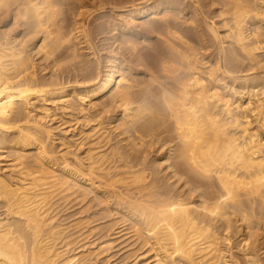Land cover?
I'll return each mask as SVG.
<instances>
[{
  "label": "bare ground",
  "instance_id": "obj_1",
  "mask_svg": "<svg viewBox=\"0 0 264 264\" xmlns=\"http://www.w3.org/2000/svg\"><path fill=\"white\" fill-rule=\"evenodd\" d=\"M0 164V264H90L119 214L131 264H264V0H0Z\"/></svg>",
  "mask_w": 264,
  "mask_h": 264
},
{
  "label": "rangeland",
  "instance_id": "obj_2",
  "mask_svg": "<svg viewBox=\"0 0 264 264\" xmlns=\"http://www.w3.org/2000/svg\"><path fill=\"white\" fill-rule=\"evenodd\" d=\"M67 22H65L67 25L69 24V21L68 20H70V19H65ZM71 21V20H70ZM25 30H26V28H25ZM107 37H110V36H107ZM29 40H28V42L26 41V46H31L32 44H33V42L35 41V40H32V38H30V37H27ZM83 52H86L85 50H82V53ZM40 55H38V57H39ZM37 56H36V58H37V63H40V62H42L41 63V65H39L38 66V69L39 68H43V66H44V64H45V66H44V70L43 69H39V76L40 75H43V77H40V79H43V80H45L47 77H50V75L52 74V76L53 77H56V75H58V74H56V72L58 71V69L56 70V69H52V66L50 65V62L48 63V62H45L44 60L42 61V59H40V58H38ZM85 57H86V55L85 56H82L81 58L82 59H84V61L82 60V59H80V61L79 60H77V62H85ZM40 61V62H39ZM46 63H48L49 64V66L51 67H49ZM64 63H66V62H64ZM62 65H64V64H62ZM67 66H65L64 65V68H63V66H62V72H60L59 71V75L62 73V74H64V77H65V79L66 80H70V81H72L73 83L74 82H76V76L75 75H71V74H74V71L73 72H70L69 74L67 73V72H65V71H63L64 69L66 70V68L67 67H69V65H70V63H67L66 64ZM42 66V67H41ZM47 66V67H46ZM46 68V69H45ZM47 68H49L50 69V74H48L49 73V69L47 70ZM52 70V71H51ZM54 70H55V72H54ZM52 72V73H51ZM58 73V72H57ZM54 74V75H53ZM56 74V75H55ZM61 74V76H63ZM44 75H47V77L45 76L44 77ZM70 77H69V76ZM51 76V77H52ZM51 77L49 78V79H51ZM53 77H52V79H53ZM72 77V78H71ZM73 77H75V78H73ZM45 78V79H44ZM51 79V80H52ZM56 79V78H55ZM47 80H48V78H47ZM72 83V84H73ZM59 105H60V103H59ZM59 105L57 106V108L56 107H53V105H52V107H53V111L55 112H52V114H53V117L51 118V119H54V117H55V121L53 120V122H51L50 124H51V126H53V127H58V126H60L63 122H67L68 120V126L67 127H69V129L70 130H72V131H74L75 130V132H74V134H76V133H78L80 130H82V128L83 129H89V128H91L94 124H96V123H93L92 125L91 124H89V125H87V122L85 121V118L83 117L82 118V116L83 115H81V114H79L78 112H79V110H77V108H78V105H76L75 107H74V111L75 112H73L72 110L71 111H67V113L66 112H64L65 113V116H64V113L62 112L63 110H62V105H60L61 107H59ZM60 109H59V108ZM89 107V109H90V106H88ZM56 109V110H55ZM59 109V110H58ZM59 112H58V111ZM77 110V111H76ZM57 111V112H56ZM90 111V110H89ZM61 112V113H60ZM71 112H72V114H71ZM94 112V113H93ZM57 113V115H55ZM76 113V114H75ZM90 115L89 116H94L95 115V111H93V110H91L90 112ZM61 114V115H60ZM94 114V115H93ZM109 114V115H108ZM63 115V116H62ZM75 115V116H74ZM79 115H81V116H79ZM113 116H114V114L113 113H105L104 114V119H102L103 120V122H104V125L107 127V128H109L111 125H110V123L112 122V118H113ZM81 117V118H80ZM65 118V119H64ZM76 118V119H75ZM78 118V119H77ZM81 119H83V120H81ZM50 120V119H49ZM61 120H63V121H61ZM80 120V121H79ZM75 121V122H74ZM78 121V122H77ZM85 121V122H84ZM58 123H59V125H58ZM58 125V126H57ZM71 125V126H70ZM80 128V129H79ZM74 129V130H73ZM111 133H116L115 135H117V132L115 131V132H111ZM120 145H123V146H125L126 145V142L125 143H121ZM75 149H77V148H73L72 149V152L74 151V153H75V151H76V153L74 154V155H81V153H82V150L81 149H79L78 148V150H75ZM71 151V150H70ZM13 157H10V159H12ZM152 164V163H151ZM4 167L0 164V169H3ZM157 169H159L158 167H157ZM57 200H61V199H57ZM57 200H55L54 202H56V203H54V206H53V209L51 210V216H52V218H53V216H54V220H55V223H61V224H63L64 226H66V227H69L71 224H73V223H75L74 221L75 220H78L77 218H81L82 217V215H83V212L85 211V210H87V209H90V208H88L89 207V204H91V203H89L88 204V201L89 200H87V202L86 201H84V203L86 204H84L83 202H81V203H79L80 201L78 200H75V198L73 199H70L68 202L66 201V203H65V201H63V200H61V201H57ZM76 201V202H75ZM110 201H113V200H109V205L108 206H113V207H115L114 205V201L113 202H110ZM111 203V204H110ZM80 204V205H79ZM84 205H85V207H87V209H85L84 208ZM96 205H93V208H92V205H91V210H88V212H86L85 211V213H84V215H83V217L84 218H87L88 216L90 217L91 216V218H92V220L94 219L93 218V214H94V212L98 209L97 207H95ZM110 206V207H111ZM95 208V209H94ZM97 208V209H96ZM80 209H85L84 211L83 210H80ZM95 210V211H94ZM81 211H82V214H81ZM90 212V213H89ZM91 212H93L92 213V215H91ZM88 215V216H87ZM115 215H116V213L113 215L114 217H115ZM122 214H119L118 216L116 215V217L115 218H113L112 217V215H111V217H110V219H108L109 217H107V216H105V217H107V219L106 218H104L105 220H103V218H102V220L101 219H98V218H96V219H98V220H100V221H98V220H96V219H94L93 220V222L91 223L90 222V224L91 225H89L88 226V228H87V230H91V229H93L95 226L96 227H98L99 228V226L100 227H102V228H100V230H98L97 228L95 229V230H97V231H95L94 230V232H92V231H90L89 233H87L88 231L87 230H84V231H82V233H79V235H83L84 234V232H85V236L87 237H85L84 236V238H86V239H84V240H86V242H84V245H83V243H81V246H84V247H86V248H95L96 246H98V245H95L96 244V242L98 241L99 243H100V245L102 244V241L103 242H105L104 240H106L107 239V237H106V239H104V238H102V240L100 239L101 238V236L103 237V233L104 232H106L105 233V235L107 234H109V238H108V240L109 241H111L112 242V240H113V243H111L110 245H113V246H111L110 248L111 249H109L108 250V254H107V252H106V254H103V255H101V256H99L98 257V260H97V258H93L94 260L96 259V261H93L92 260V262L90 263V264H131V262H133L134 260H135V256H137L136 255V253L138 254V255H141V254H144L147 250H148V248L147 247H143L144 245H142V244H140V241L139 242H137L139 245H141V246H139L138 244H137V246H136V244H134V239H135V241H138L136 238H134V239H131V237L133 238V236L135 237V234H133V233H131L130 231L132 230V229H130V231H129V229H127V228H129V225H127V224H129L128 222L127 223H125V220H123V222H121V224H120V219L119 218H121L122 219V217H123V215L121 216ZM120 216V217H119ZM118 217V218H117ZM91 218H90V220H91ZM113 218V219H112ZM114 219H115V221H114ZM119 219V220H118ZM111 220H112V222H111ZM94 221H95V223H94ZM107 221H108V223H107ZM117 221V222H116ZM73 222V223H72ZM116 222V223H115ZM114 223H115V226H114ZM70 224V225H69ZM104 224L106 225V227L107 228H109V229H111V230H107V228L104 226ZM97 225H99V226H97ZM102 225V226H101ZM113 226V227H112ZM89 228H91V229H89ZM104 228H106V231H104L105 229ZM103 229V230H102ZM123 229V230H122ZM102 230V231H101ZM69 231H71V229L69 230ZM87 231V232H86ZM98 231H100V233L98 232ZM104 231V232H103ZM109 231V233H107ZM120 231V232H119ZM124 233H123V232ZM74 232V231H73ZM72 231L70 232V234H72L73 233ZM101 232H103V233H101ZM119 232V233H118ZM133 232V231H132ZM119 234V235H116V234ZM120 234H122V236H120ZM128 234V235H127ZM87 235H89V237L87 236ZM110 235H111V237H110ZM124 235H126V236H124ZM133 235V236H132ZM121 237H123V238H121ZM118 238V239H117ZM120 238V239H119ZM98 239V240H97ZM100 239V240H99ZM104 239V240H103ZM112 239V240H111ZM107 240V241H108ZM116 240V241H115ZM80 241V240H79ZM115 241V242H114ZM92 242H93V246H92ZM94 242H95V244H94ZM98 242H97V244H98ZM87 243V244H86ZM91 243V244H90ZM136 243V242H135ZM91 245L90 247H87V245ZM99 245V246H100ZM80 246V244L77 246L78 248L79 247H81ZM139 246V247H138ZM76 247V246H75ZM76 247V248H77ZM142 247V249L140 250V248ZM226 246H225V243H224V245L222 244V249H224ZM74 248V247H73ZM72 248V249H73ZM76 248H74V249H76ZM137 248H139L138 250H137V252H135L136 250L135 249H137ZM145 248V249H144ZM131 249H132V251H131ZM133 249L135 250V251H133ZM140 250V251H139ZM144 250H146V251H144ZM81 251V249H78L77 251H76V253H74V252H72L71 253V255H74V254H77L78 252H80ZM96 251V250H95ZM132 252V253H131ZM135 254H134V253ZM237 252V251H236ZM131 254H134L135 256H134V258H133V255L132 256H130ZM241 253L238 251L237 252V255H240ZM105 255H106V258H105ZM150 255H153V252L150 254ZM111 257V258H110ZM129 257H132V258H130L129 259ZM241 258V257H240ZM106 259H108V260H106ZM108 261V263H106ZM110 261V262H109ZM88 264V263H87ZM148 264V263H147Z\"/></svg>",
  "mask_w": 264,
  "mask_h": 264
}]
</instances>
